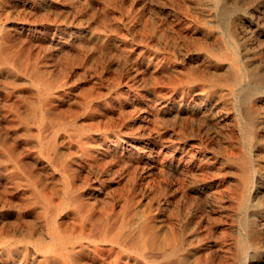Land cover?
Here are the masks:
<instances>
[{"label": "rangeland", "instance_id": "obj_1", "mask_svg": "<svg viewBox=\"0 0 264 264\" xmlns=\"http://www.w3.org/2000/svg\"><path fill=\"white\" fill-rule=\"evenodd\" d=\"M0 195V264H61L48 213L79 264H264V0H0Z\"/></svg>", "mask_w": 264, "mask_h": 264}, {"label": "bare ground", "instance_id": "obj_2", "mask_svg": "<svg viewBox=\"0 0 264 264\" xmlns=\"http://www.w3.org/2000/svg\"><path fill=\"white\" fill-rule=\"evenodd\" d=\"M230 53V52H229ZM232 53V52H231ZM234 55V54H231ZM154 61V60H153ZM239 63V62H237ZM193 64V63H192ZM232 65H236V60H232ZM159 70V69H158ZM197 71V70H196ZM241 76V75H240ZM238 78V72H235V79ZM240 78V77H239ZM164 90V89H163ZM162 91V90H161ZM163 92V91H162ZM52 93V92H51ZM95 94V93H94ZM181 94V93H180ZM28 95V94H27ZM30 95V94H29ZM57 96V95H56ZM3 97V96H2ZM187 98V97H186ZM13 99V98H12ZM30 99V98H29ZM73 99V98H72ZM189 99V98H188ZM176 100V99H175ZM3 101V100H2ZM168 101V100H167ZM10 102V101H9ZM175 102V101H174ZM7 103V102H6ZM16 103V102H14ZM111 104V103H110ZM57 105V103H56ZM28 106V105H27ZM62 109V107H61ZM74 109V108H73ZM97 109V108H96ZM70 110V109H69ZM44 114H41L43 117ZM13 118V117H12ZM39 118V117H38ZM147 118V117H146ZM6 123H4L5 125ZM8 124V123H7ZM146 125V124H145ZM151 126V125H150ZM145 127V126H144ZM39 128V127H38ZM21 131V130H20ZM49 134V133H48ZM47 134V135H48ZM96 136V135H95ZM114 140V138H112ZM123 140V139H122ZM89 142V141H87ZM113 142V141H112ZM92 143V142H90ZM118 146V145H117ZM21 147V146H20ZM40 148L46 154L52 153L55 150V140L50 138L46 142H41ZM121 148V147H120ZM20 151V150H19ZM62 151V150H61ZM122 151V150H121ZM91 152V151H89ZM34 153V152H33ZM39 154V153H38ZM33 155V154H32ZM96 156V154H95ZM31 157V156H30ZM98 157V156H97ZM32 160V159H31ZM249 160V159H248ZM84 161V160H83ZM82 161V162H83ZM127 162V161H126ZM57 163V162H56ZM80 163V162H79ZM237 163V162H236ZM241 165V176L244 179L245 183H247V172H248V161L246 158H240L239 162ZM81 164V163H80ZM82 165V164H81ZM73 167V166H72ZM204 167V166H203ZM252 169V168H251ZM80 170V169H79ZM3 171V170H2ZM1 171V172H2ZM249 174H251L249 172ZM250 177V175H249ZM21 187V186H19ZM68 189V187H67ZM30 191V190H29ZM86 194V193H85ZM2 195V194H1ZM0 195V196H1ZM7 197V196H6ZM42 197L47 203L49 202V196L42 189ZM9 199V198H8ZM14 200V199H13ZM55 200V199H54ZM16 201V199H15ZM13 201V202H15ZM18 201V199H17ZM81 202L80 198H76L73 202V206L77 207ZM18 203V202H17ZM63 204V203H62ZM65 204V203H64ZM59 207L57 206V209ZM55 209V210H57ZM65 215V214H64ZM77 215V214H76ZM96 216V215H95ZM98 216V215H97ZM100 216V215H99ZM68 217V216H66ZM34 218V217H33ZM71 220V218L69 217ZM68 219V220H69ZM78 219V217H77ZM67 220V219H66ZM64 220V221H66ZM72 220H74L72 218ZM90 226L91 220L87 217V215H81V222L78 223L77 226H72L69 229L60 227L57 223V220L53 213H48L47 215V235L44 237H34L37 242L38 250L41 253H47L50 255V260L59 261L61 264H79V257L83 253V250L86 248V244H84L83 240H87L88 242L94 241L93 237L90 235ZM20 233V232H19ZM24 233V232H23ZM5 234V233H4ZM21 234V233H20ZM19 234V236H20ZM32 233L27 234L28 238H33ZM23 238V237H22ZM26 238V239H28ZM100 240L108 242L111 246L116 245L120 249H131L137 252L141 257H144V252L146 249L153 248V246H157L159 242L151 236L149 240H145L144 238V230L142 225H140L135 233L132 236H126L123 229V224L120 223L118 227L113 231H108L106 224H102L99 231ZM8 239V238H7ZM31 241V240H30ZM26 243V242H25ZM14 244V242L12 243ZM109 246V245H108ZM107 247V246H106ZM32 248V247H31ZM22 249V248H21ZM31 250V249H30ZM112 248H109L103 252L107 254L105 257H111L113 253L111 252ZM176 251V247L170 248L168 251L164 253V256H170L174 254ZM23 251H21L22 253ZM31 252V251H30ZM102 252V253H103ZM15 254V253H14ZM18 254V253H17ZM84 254V253H83ZM86 254V253H85ZM153 254V253H152ZM91 255V254H90ZM103 255V254H102ZM118 253H115L114 258ZM155 255V254H154ZM83 256V255H81ZM92 256V255H91ZM94 256V255H93ZM100 256V255H99ZM20 257V256H19ZM84 258H88L87 255ZM93 258V257H92ZM29 259V258H28ZM109 259V258H108ZM98 260V259H97ZM107 260V259H106ZM111 260V259H110ZM17 261V260H15ZM83 261V260H82ZM85 261V260H84ZM88 261V260H87ZM94 261V260H93ZM96 261V260H95ZM100 261V260H99ZM108 261V260H107ZM130 261V260H129ZM132 261V259H131ZM10 262V261H9ZM8 262V263H9ZM91 262V261H90ZM127 262V261H126ZM125 262V263H126ZM27 256L23 254L17 264H27ZM34 263V262H33ZM88 263V262H87ZM93 263V262H92ZM95 263V262H94ZM97 263V262H96ZM99 263V262H98ZM138 263V262H137ZM136 263V264H137ZM91 264V263H90ZM124 264V263H123Z\"/></svg>", "mask_w": 264, "mask_h": 264}]
</instances>
